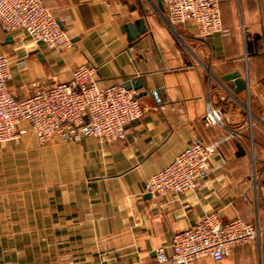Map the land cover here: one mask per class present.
Listing matches in <instances>:
<instances>
[{"label":"crops","instance_id":"obj_1","mask_svg":"<svg viewBox=\"0 0 264 264\" xmlns=\"http://www.w3.org/2000/svg\"><path fill=\"white\" fill-rule=\"evenodd\" d=\"M42 1L72 44L48 50L21 31L8 42L0 24L17 99L88 62L103 87L140 79L145 111L114 142L40 144L20 122L22 136L0 145V264H172L156 250L170 256L173 235L214 210L259 223V244L191 264H264V0H219L228 33L206 38L169 25L157 0ZM140 17L148 30L128 40L123 25ZM235 72L238 93L224 79ZM208 105L224 110L221 125L204 124ZM195 141L220 144L196 191L148 195L146 180Z\"/></svg>","mask_w":264,"mask_h":264},{"label":"built area","instance_id":"obj_2","mask_svg":"<svg viewBox=\"0 0 264 264\" xmlns=\"http://www.w3.org/2000/svg\"><path fill=\"white\" fill-rule=\"evenodd\" d=\"M219 2L163 0V13L172 27L194 24L203 38L216 32L227 34ZM0 24L9 34L24 32L48 50L62 52L72 44L42 0H0ZM11 62L0 51V145L22 136L25 131L19 128L21 121L31 124L40 144L77 142L84 136L100 142L121 141L127 137V124L145 111L135 91L122 84L101 86L96 67L88 62L78 64L67 81H30L32 93L19 100L8 84L12 79ZM223 116L221 107L208 105L204 124L221 125ZM219 148L218 142L195 141L187 145L165 168L146 180L145 191L151 195L196 191L197 178L206 171ZM261 230L259 223L241 217L225 220L219 211H210L195 225L173 235L170 256L164 246L159 247L156 260L172 264H191L203 257L221 260L236 247L258 245Z\"/></svg>","mask_w":264,"mask_h":264},{"label":"water","instance_id":"obj_3","mask_svg":"<svg viewBox=\"0 0 264 264\" xmlns=\"http://www.w3.org/2000/svg\"><path fill=\"white\" fill-rule=\"evenodd\" d=\"M157 2H158V6H159L160 10L162 12H164L165 7L163 4V0H157ZM57 22L60 25V27L62 29H64V26L62 25V23L60 21H57ZM123 28L125 29V32L127 33L128 40H133V39L137 38L140 34L146 32L148 30V27H147V24H146L144 17L137 18L134 21H131V22L124 24ZM7 41L8 42L12 41V35L11 34L7 35ZM224 79L225 80H233V82H229V85L234 87L235 93H238V92L246 89L245 79L242 78L240 76V74L237 72L231 73V74L225 76ZM123 85L128 90H138V89L143 87V83L140 79H135L131 82L124 83ZM146 93H147L146 91L138 92V93L135 92V97L140 98L143 95H146ZM154 94L156 95L157 92H154ZM244 153H245V150L243 149V147L240 144H238L237 154L242 155ZM263 183H264V181H263ZM148 195H150V194L148 193Z\"/></svg>","mask_w":264,"mask_h":264}]
</instances>
